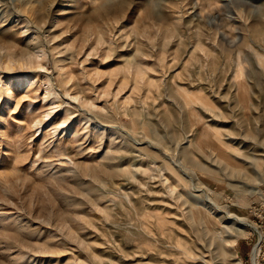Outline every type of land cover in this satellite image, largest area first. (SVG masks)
<instances>
[{
    "label": "rangeland",
    "instance_id": "obj_1",
    "mask_svg": "<svg viewBox=\"0 0 264 264\" xmlns=\"http://www.w3.org/2000/svg\"><path fill=\"white\" fill-rule=\"evenodd\" d=\"M0 90V264H251L264 0H0Z\"/></svg>",
    "mask_w": 264,
    "mask_h": 264
},
{
    "label": "built area",
    "instance_id": "obj_2",
    "mask_svg": "<svg viewBox=\"0 0 264 264\" xmlns=\"http://www.w3.org/2000/svg\"><path fill=\"white\" fill-rule=\"evenodd\" d=\"M257 256V264H264V237L259 234V239L257 244L253 247L250 263L253 264L254 256Z\"/></svg>",
    "mask_w": 264,
    "mask_h": 264
},
{
    "label": "crops",
    "instance_id": "obj_3",
    "mask_svg": "<svg viewBox=\"0 0 264 264\" xmlns=\"http://www.w3.org/2000/svg\"><path fill=\"white\" fill-rule=\"evenodd\" d=\"M236 246L238 247V252L240 256H246L248 254L249 251V245L244 243V242H239L236 244Z\"/></svg>",
    "mask_w": 264,
    "mask_h": 264
},
{
    "label": "bare ground",
    "instance_id": "obj_4",
    "mask_svg": "<svg viewBox=\"0 0 264 264\" xmlns=\"http://www.w3.org/2000/svg\"><path fill=\"white\" fill-rule=\"evenodd\" d=\"M30 2H31V1H30ZM155 6H156V7H154V10H155V11H154L153 9H152V10L150 9V14H152V15H157V14H156V10H157V8H159V4H156ZM108 10H109V9H108ZM150 14H149V15H150ZM152 15H151V16H152ZM52 32H53V31H52ZM0 91H1V90H0ZM0 97H1V94H0ZM65 171H66V170H65ZM253 264H257V256H256V255H255L254 258H253Z\"/></svg>",
    "mask_w": 264,
    "mask_h": 264
}]
</instances>
